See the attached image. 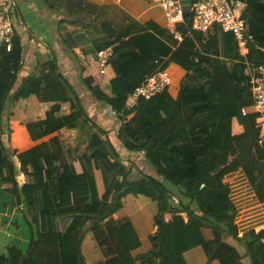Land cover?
<instances>
[{"label":"trees","instance_id":"trees-1","mask_svg":"<svg viewBox=\"0 0 264 264\" xmlns=\"http://www.w3.org/2000/svg\"><path fill=\"white\" fill-rule=\"evenodd\" d=\"M181 1L192 6L197 0ZM243 1L247 4L243 17L252 37L246 55L229 33L192 31V16L176 25L182 42L174 38L168 22L135 19L110 38L95 28L87 38L69 34L61 39L73 59L87 61L101 50H112L109 69L114 77L109 92L94 86L91 78L82 84L93 101L122 119L115 133L121 147L129 154L145 153L155 176L143 174L134 182L115 142L92 121L56 59L22 77L18 36L10 48L0 47V178L18 206L32 214V220L27 219L32 236L28 252L12 246L7 257L0 256V264H156L155 253L160 264H264V229H249L239 236L241 197L228 182L242 173L245 185L264 204V144L258 145L259 118L245 75L248 65H264V0ZM83 40L92 46L82 48ZM165 68L171 85L127 111L128 96ZM32 97L52 106L43 119L26 125L36 144L11 152L25 177L20 187L5 148L2 119L8 99L17 103ZM66 104L70 111L63 114ZM235 121L245 126L240 135L234 133ZM66 129H78L87 141L86 153L71 162L57 136ZM236 184L245 187L240 177ZM177 195L179 209L170 199ZM149 199L158 206L150 219L145 215L152 216L155 205ZM114 216L123 223L114 229L112 250L106 255L100 247L87 253L85 237L71 229L72 221L75 217L105 221ZM237 245L244 249V257Z\"/></svg>","mask_w":264,"mask_h":264},{"label":"crops","instance_id":"crops-1","mask_svg":"<svg viewBox=\"0 0 264 264\" xmlns=\"http://www.w3.org/2000/svg\"><path fill=\"white\" fill-rule=\"evenodd\" d=\"M12 3H15L16 6L12 7ZM0 5H5L11 11L12 17H15V22L13 20L15 33L23 48L21 76L27 77L38 65L44 64L50 58L56 59L62 74L70 80L72 85L79 86L78 93L81 95L84 108L90 118L98 111L99 113L101 111L110 113V109L92 100L90 92L84 88L82 80L91 78L94 83L97 82L96 85L103 82L109 87L112 78L110 69L108 70L109 81L105 83L104 76H101L100 73L98 75L94 71L93 65L96 63L92 61V58L87 61L73 59L62 46L61 39L69 34L83 35L85 36L83 38H87L89 37L88 33L94 32L95 28L106 32L105 34L110 38L115 36L117 31L123 29L131 19L141 23L155 21L163 24L164 22L167 25L159 0H90L86 3H78L76 0H0ZM80 46L89 48L92 45L86 44L83 40ZM103 87L101 86L102 90H104ZM33 98L36 97L17 103L8 99L3 112L5 148L16 168V179L20 187L23 185L25 177L20 172L18 158L11 152L13 150L22 152L36 144L31 140L26 125L43 119L44 113L52 106L50 103H41L37 98L39 105L35 104L37 101ZM29 102H31L30 105ZM38 108L43 111L42 117L39 116ZM62 111L63 114H68L70 106L63 105ZM106 118L107 116H105ZM118 125L116 128L119 127ZM238 177L241 178L245 187H239L236 184ZM244 179L242 173H237L228 179L232 192L234 193L237 189L236 192L241 197V204H239L241 206L240 208L237 206L240 237L249 229L256 231L264 229V204H260L255 199L254 193L248 185H245ZM236 202L234 203L236 204ZM0 213V256L7 257L8 249L12 246L27 253L31 241L27 217L15 198L4 190L1 178ZM26 245L27 248H25Z\"/></svg>","mask_w":264,"mask_h":264},{"label":"built area","instance_id":"built-area-1","mask_svg":"<svg viewBox=\"0 0 264 264\" xmlns=\"http://www.w3.org/2000/svg\"><path fill=\"white\" fill-rule=\"evenodd\" d=\"M164 16L170 25V32L178 42H182V35L176 30V25L183 23L186 16H192L191 30L196 33L208 35L218 29L234 36L242 53L249 51V43L252 37L248 33L247 20L243 17L247 4L243 0H197L194 5H184L181 0H159ZM16 6L12 3V7ZM189 7V8H188ZM16 36L15 24L12 13L5 5H0V47L11 46ZM112 50L99 51L92 61L99 67L101 76H105L110 67ZM253 101V112L259 118L256 129L259 131L258 145L264 144V65L254 67L248 65L245 71ZM171 85V77L168 70L162 69L149 76L125 103L127 111L137 109L141 100L150 101L161 95ZM117 116L116 112L112 113ZM242 115L246 116V109H242ZM1 222V218H0Z\"/></svg>","mask_w":264,"mask_h":264},{"label":"rangeland","instance_id":"rangeland-1","mask_svg":"<svg viewBox=\"0 0 264 264\" xmlns=\"http://www.w3.org/2000/svg\"><path fill=\"white\" fill-rule=\"evenodd\" d=\"M14 19H15V17H13V20ZM14 22H15V20H14ZM163 24H164V22H163ZM231 62L232 61H230L229 63H231ZM229 66L231 67V64H229ZM93 69L99 75V67L94 64ZM109 72L111 73V77L113 78L114 77L113 72L111 70H109ZM109 72L107 71V74L104 76L105 83L109 81V78H110ZM108 74H109V76H108ZM96 84H97V82L94 83V86H99V85L104 86L103 87L104 90L107 91L106 92L103 90L105 93L109 92L108 84L105 85V84H103V82H100L99 85H96ZM101 86H99V87H101ZM76 89H77V91L80 90L79 86H77ZM33 100H36V98H33ZM30 103L31 102H29L28 104L30 105ZM35 104L39 105V102L37 101V102H35ZM38 113H39V116L42 117L43 111L41 110V108H38ZM112 113L113 112H111V111H110V113L109 112L103 113L102 111L99 113V111H98L97 113H94L92 115L91 119L97 125H99L100 127L104 128L106 131H108L112 142H115V145L117 147L116 149L119 151V153L122 157V160L124 161V164L128 167V169H131L133 172L131 174V176L129 177V180L131 182L138 181L142 177L143 174H148V175L151 174V175L155 176L154 171L149 169L148 165L146 164L145 153L129 154L123 149V146L121 147V145L116 141L115 134H112V133L114 131L117 132L119 130V128L122 125V119L120 118L121 121H119L117 116L113 115ZM44 114H46V113H44ZM104 114H105V116H107L106 119H105ZM117 125L119 127L116 128ZM244 127L241 126L237 121H235L234 122V133L239 134V135L242 134L244 132ZM57 136L59 137V139L63 145L64 154H65V156L69 162H71L75 156H77V155L81 156V155L86 153L87 141L83 140L84 137H83V135H81V133L78 129H66V130L59 132L57 134ZM127 155H129V156H127ZM108 179L111 181L112 175H109ZM182 198L185 201V205H186L188 203L187 199L184 196ZM170 199H171V204L176 206V209H179L180 208L179 207V200L181 199V197L177 195V197L174 196V197H171ZM140 201H141V196H137V202H138L140 209H141L142 205L140 204ZM149 201H151L155 205V213L152 216H146L145 215V217H148L150 219V218H153V216L158 213V206H157L156 202H154L150 199H149ZM2 206L4 207V205H2ZM22 209H23V212L25 213L27 219L32 220V214L26 212V208L23 205H22ZM193 211L197 212L196 209ZM0 216H1V213H0ZM182 216H183V218L186 219V214H182ZM70 221H72V220H70ZM121 223H123V222L118 221L116 216L109 218L105 221H99V220L94 219V218H76L75 217V220L72 221L71 229L76 230L79 233H81L83 235L82 236L83 238L85 237L83 245H84L87 253H89L91 255V253H93L92 251L94 249H100V247H101L103 253L107 255L115 245L114 229L117 225H119ZM156 231H157V229H155L152 234H155ZM25 248H27V245ZM237 249L239 250L240 255L242 257H244V255H245L244 249L240 245H237ZM160 262H161V260L158 256V253H155V263L160 264Z\"/></svg>","mask_w":264,"mask_h":264},{"label":"water","instance_id":"water-1","mask_svg":"<svg viewBox=\"0 0 264 264\" xmlns=\"http://www.w3.org/2000/svg\"><path fill=\"white\" fill-rule=\"evenodd\" d=\"M189 8V7H188Z\"/></svg>","mask_w":264,"mask_h":264}]
</instances>
